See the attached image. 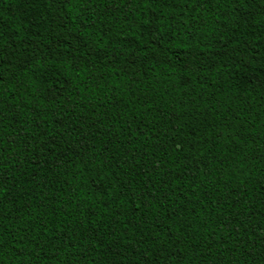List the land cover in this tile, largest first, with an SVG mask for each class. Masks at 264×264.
<instances>
[{"label": "trees", "instance_id": "trees-1", "mask_svg": "<svg viewBox=\"0 0 264 264\" xmlns=\"http://www.w3.org/2000/svg\"><path fill=\"white\" fill-rule=\"evenodd\" d=\"M0 264H264V0H0Z\"/></svg>", "mask_w": 264, "mask_h": 264}]
</instances>
